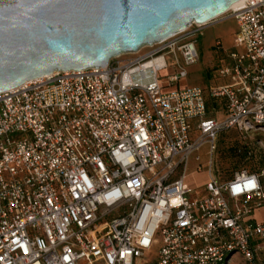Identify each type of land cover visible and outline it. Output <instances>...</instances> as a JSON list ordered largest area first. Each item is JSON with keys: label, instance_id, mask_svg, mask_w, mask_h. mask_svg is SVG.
<instances>
[{"label": "built area", "instance_id": "1", "mask_svg": "<svg viewBox=\"0 0 264 264\" xmlns=\"http://www.w3.org/2000/svg\"><path fill=\"white\" fill-rule=\"evenodd\" d=\"M226 13L237 26L226 84L163 93L166 56L167 85L187 76L180 60L199 59L205 25L192 24L144 56L0 93V264H144L157 246L152 264H228L235 252L264 264V220L252 218L264 171L212 174L219 134L264 133V0ZM206 98L220 118H208ZM205 145L198 199L185 172Z\"/></svg>", "mask_w": 264, "mask_h": 264}, {"label": "water", "instance_id": "2", "mask_svg": "<svg viewBox=\"0 0 264 264\" xmlns=\"http://www.w3.org/2000/svg\"><path fill=\"white\" fill-rule=\"evenodd\" d=\"M240 0H0V93L55 72L105 68Z\"/></svg>", "mask_w": 264, "mask_h": 264}, {"label": "rangeland", "instance_id": "3", "mask_svg": "<svg viewBox=\"0 0 264 264\" xmlns=\"http://www.w3.org/2000/svg\"><path fill=\"white\" fill-rule=\"evenodd\" d=\"M236 30V21L229 13H225L206 24L200 31L196 43L199 60L187 66L183 65L180 60V64L183 66L187 76L174 85L166 84L167 77L176 73L172 57L166 56L167 68L159 73L163 93L191 88L206 90L211 86L224 84L225 80L219 77V73L231 65L228 54L234 51L233 39ZM217 42H219V46L216 45ZM150 51V47H142L137 53H125L115 59L124 63L144 56ZM207 101L209 115L220 118L221 105H218V109H213L212 100L207 99ZM216 111L219 113H215ZM196 157L200 158V162L196 161ZM209 159L207 145L188 158L185 184L193 191V196L198 199L208 197L205 184L209 180L207 169ZM212 159V174L216 175L215 171L218 169L224 180L230 179L240 170L260 174L264 171V133L259 131L241 132L234 129L227 131L218 137L217 150ZM198 168H200L199 171ZM261 182L264 186V176L261 178ZM260 214L264 217V210H261ZM158 249L159 246L153 248L151 255L144 264H152L155 261ZM228 264H244V261L239 253L235 252L230 257Z\"/></svg>", "mask_w": 264, "mask_h": 264}, {"label": "trees", "instance_id": "4", "mask_svg": "<svg viewBox=\"0 0 264 264\" xmlns=\"http://www.w3.org/2000/svg\"><path fill=\"white\" fill-rule=\"evenodd\" d=\"M207 99H210V98H206V105H207V109H208V113H209V106H208V101H207ZM212 100V104L214 105V108L213 109H218V105H221V103L219 102V101H217V100H214V99H211ZM214 116H211V115H209L208 114V118H213ZM230 130H232V129H230ZM230 130H227V131H230ZM235 130V129H234ZM227 131H225V132H222L221 134H223V133H226ZM221 134H219V136L221 135ZM218 136V137H219ZM217 141H218V139H217ZM216 150H217V147H216ZM240 171H244V170H240ZM240 171H237V172H240ZM246 171V170H245ZM236 172V173H237ZM248 173H254V172H249V171H247ZM215 173H216V177L218 178V180L220 181V182H226V181H228V180H230V179H228V180H224V178L222 177V175L219 173V171H218V169L215 171Z\"/></svg>", "mask_w": 264, "mask_h": 264}, {"label": "crops", "instance_id": "5", "mask_svg": "<svg viewBox=\"0 0 264 264\" xmlns=\"http://www.w3.org/2000/svg\"><path fill=\"white\" fill-rule=\"evenodd\" d=\"M199 60V59H198ZM221 78V77H220ZM222 80H225V83L224 84H226V83H228L229 82V78H222ZM204 90V89H203ZM207 90V89H206ZM261 210H264V208H262V209H260V210H258L257 212H255L254 213V215H253V220H255V221H262V220H264V217L263 216H261V214H260V211Z\"/></svg>", "mask_w": 264, "mask_h": 264}, {"label": "bare ground", "instance_id": "6", "mask_svg": "<svg viewBox=\"0 0 264 264\" xmlns=\"http://www.w3.org/2000/svg\"><path fill=\"white\" fill-rule=\"evenodd\" d=\"M246 1L247 0H240V1L236 2L235 4H233L231 6V8L229 10L238 9V8L242 7Z\"/></svg>", "mask_w": 264, "mask_h": 264}, {"label": "snow or ice", "instance_id": "7", "mask_svg": "<svg viewBox=\"0 0 264 264\" xmlns=\"http://www.w3.org/2000/svg\"><path fill=\"white\" fill-rule=\"evenodd\" d=\"M246 186L247 187H254V183L253 182H249L248 185H246ZM235 190L239 191L240 189H239V187H237Z\"/></svg>", "mask_w": 264, "mask_h": 264}]
</instances>
